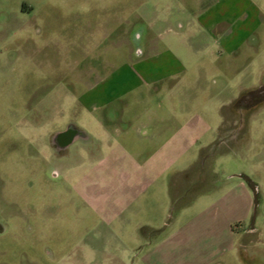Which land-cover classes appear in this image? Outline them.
Here are the masks:
<instances>
[{
    "label": "rangeland",
    "instance_id": "374dc122",
    "mask_svg": "<svg viewBox=\"0 0 264 264\" xmlns=\"http://www.w3.org/2000/svg\"><path fill=\"white\" fill-rule=\"evenodd\" d=\"M219 1L0 0V264H154L174 248L188 264H248L253 194L238 174L259 187L264 264V102L244 134L213 147L227 106L264 82V0H231L260 22L236 57L217 41L235 20L200 26ZM185 15L188 31L160 30L163 75L102 110L79 103L95 74L128 61L126 16L131 26ZM69 122L103 156L51 183L41 154Z\"/></svg>",
    "mask_w": 264,
    "mask_h": 264
},
{
    "label": "crops",
    "instance_id": "0c3cea01",
    "mask_svg": "<svg viewBox=\"0 0 264 264\" xmlns=\"http://www.w3.org/2000/svg\"><path fill=\"white\" fill-rule=\"evenodd\" d=\"M233 2L231 0H220L215 6L202 10L200 15V26L208 31L219 30L225 22L235 20L232 28L225 32L218 33V44L223 52L236 57V53L243 46H247L248 37L255 32L260 25L257 13H248L240 17L233 13ZM188 12V2L183 6ZM170 12V5L165 7ZM143 14H145L143 12ZM128 16V15H127ZM125 17L123 43L127 46V62L116 69H110L105 74H95V79L88 84L86 90L79 96V103L89 111L102 110L114 102L127 96L129 92L138 87L142 81L155 79L163 75L169 69V63L163 59V52L156 51L155 44L161 38V29L173 35L182 34L188 31L186 16H179L175 19V25L170 20L158 16H147V19L138 21L135 25H129V17ZM142 28V50L136 53L131 35L137 27ZM129 30H131L129 32ZM249 51L252 45L247 46ZM130 54V55H128ZM239 70V69H238ZM86 132V131H84ZM87 133V132H86ZM88 134V133H87ZM90 135V134H89ZM183 250V251H182ZM165 256L162 262L154 264H188V252L185 249H175L163 253Z\"/></svg>",
    "mask_w": 264,
    "mask_h": 264
},
{
    "label": "flooded vegetation",
    "instance_id": "af4514ba",
    "mask_svg": "<svg viewBox=\"0 0 264 264\" xmlns=\"http://www.w3.org/2000/svg\"><path fill=\"white\" fill-rule=\"evenodd\" d=\"M124 33L119 34L117 37L123 40ZM131 39L136 53H139L142 50V28L137 27L133 31ZM263 102L264 82L259 86H253L251 90L232 101L230 106H227V112H229L226 115L223 112L224 122L222 124L221 136H219L218 141L213 147L229 145L238 138V135L244 134L252 111ZM228 114H230L229 117H227ZM44 149L41 155L42 159L46 162L44 167L45 173L49 176L48 180L51 183L64 179L69 172L79 168L88 160L91 162L98 161L103 156L101 155L99 144L75 122H69L63 129L53 131L49 135ZM209 156H205L204 160ZM241 175L246 176L244 174ZM240 179L244 180L243 178ZM245 182L249 184L247 181ZM259 193L260 191H258L257 195L258 200L260 198ZM255 219H253L252 215V222L244 229V237L241 243V250L248 264H256L261 261L259 259L257 244H261L263 232L255 227ZM5 231L6 228L0 223V235ZM89 264L96 263L90 262Z\"/></svg>",
    "mask_w": 264,
    "mask_h": 264
},
{
    "label": "water",
    "instance_id": "95a60500",
    "mask_svg": "<svg viewBox=\"0 0 264 264\" xmlns=\"http://www.w3.org/2000/svg\"><path fill=\"white\" fill-rule=\"evenodd\" d=\"M140 52V51H139ZM237 177L243 178L245 181H247L252 189V194H253V219L256 218V214H257V209H258V205H259V200H258V191H259V187L258 185H256L252 180H250V178H248L247 176H242L241 174L236 175Z\"/></svg>",
    "mask_w": 264,
    "mask_h": 264
}]
</instances>
